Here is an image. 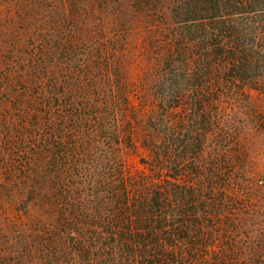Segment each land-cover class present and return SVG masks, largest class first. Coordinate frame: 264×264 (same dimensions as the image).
Here are the masks:
<instances>
[{
  "label": "rangeland",
  "instance_id": "obj_1",
  "mask_svg": "<svg viewBox=\"0 0 264 264\" xmlns=\"http://www.w3.org/2000/svg\"><path fill=\"white\" fill-rule=\"evenodd\" d=\"M180 1L0 0V264H103L104 198L145 176L201 229L183 264H264V13L233 69Z\"/></svg>",
  "mask_w": 264,
  "mask_h": 264
},
{
  "label": "trees",
  "instance_id": "obj_2",
  "mask_svg": "<svg viewBox=\"0 0 264 264\" xmlns=\"http://www.w3.org/2000/svg\"><path fill=\"white\" fill-rule=\"evenodd\" d=\"M152 1L142 4L148 6ZM179 5L184 24L195 25L185 27L186 31L194 29L201 33L199 40L214 42L211 46L217 47L215 56L224 67H249V14L264 13L260 9L264 0H182ZM262 24L257 31L264 30ZM181 53L178 51L179 56ZM153 152L155 161L166 166L167 155ZM112 187L104 198L105 211L99 215L102 226L94 232L97 241L92 243L103 247V264H183L185 256L179 244L190 237V230L197 234L201 229L197 220L183 219L189 213L182 204L183 196L173 206L171 191L175 185L145 176L133 182L122 178ZM175 216H179L177 224ZM77 241L81 243L82 238Z\"/></svg>",
  "mask_w": 264,
  "mask_h": 264
}]
</instances>
